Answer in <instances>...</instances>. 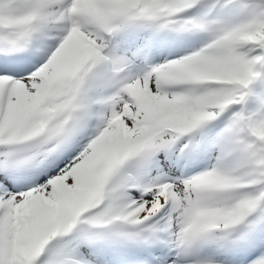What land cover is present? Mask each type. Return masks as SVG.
Segmentation results:
<instances>
[{"label": "snow or ice", "instance_id": "snow-or-ice-1", "mask_svg": "<svg viewBox=\"0 0 264 264\" xmlns=\"http://www.w3.org/2000/svg\"><path fill=\"white\" fill-rule=\"evenodd\" d=\"M0 264H264V0H0Z\"/></svg>", "mask_w": 264, "mask_h": 264}]
</instances>
